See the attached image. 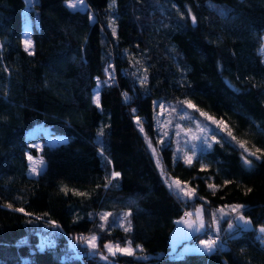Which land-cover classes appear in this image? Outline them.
<instances>
[{"label":"trees","instance_id":"trees-1","mask_svg":"<svg viewBox=\"0 0 264 264\" xmlns=\"http://www.w3.org/2000/svg\"><path fill=\"white\" fill-rule=\"evenodd\" d=\"M64 1L32 0L27 9L25 0H0V264H107L80 239L93 234L103 254L105 243L132 242L134 255L110 256L114 264H264L257 239L264 157H249L248 168L247 154L219 132L220 141L199 147L189 166L173 157L170 142H158L154 122L158 105L171 112L187 99L223 120L247 148L264 149V0H116L114 9L109 0H84L75 10ZM26 10L33 18L31 55L21 42ZM109 65L114 77L104 83ZM145 69L143 86L138 76ZM95 88L100 108L92 102ZM38 123L66 141L43 147L45 166L34 182L27 154H39L29 142L41 133L26 134ZM113 171L121 175L108 184ZM166 177L195 195L179 198ZM208 184L219 186L215 194ZM232 204L246 206L241 214L252 227L234 220L229 228L224 216L209 231L215 210ZM196 205L205 229L169 251L175 221ZM104 212L109 221L127 213L131 231L101 221ZM209 235L222 240V256L180 252Z\"/></svg>","mask_w":264,"mask_h":264},{"label":"snow or ice","instance_id":"snow-or-ice-1","mask_svg":"<svg viewBox=\"0 0 264 264\" xmlns=\"http://www.w3.org/2000/svg\"><path fill=\"white\" fill-rule=\"evenodd\" d=\"M116 4V0H109V9H114V6ZM70 8H74L76 7V5L74 4H69L68 5ZM189 15H191V13H189ZM193 22L195 23V17H192ZM109 25L112 26V35L115 36L116 35V28H115V21L110 19L109 20ZM24 45H25V50L28 51L31 48V40L30 39H25L24 40ZM29 54L31 55L32 53L29 52ZM105 72L109 73V80L104 81V83H109L111 81V79L114 77V73L112 72L111 69V65H109L108 67L105 68ZM147 70L145 69V74L138 76V79L140 80L141 85L146 86L147 84V80H148V76H147ZM133 75H137L136 73H133ZM125 95H127V93H125ZM92 102L96 105L97 108H100V93L97 92L93 97H92ZM183 105H186L188 109H194L195 111L200 113V116L204 117L207 121H211L212 124H215L217 126V128L221 131V132H225L227 137L231 138V141H235V143L239 146V148L242 150V155L243 154H247L244 155L243 158V163L245 166H247L248 168H251L252 165V161L251 159H249V157H255L256 160H260L262 157H264V149H260V148H256L255 151H250L249 148L246 147L245 143L243 141H239L237 140V138L233 135L232 131L230 128H228V126L225 124V122L223 120H217L214 117H212L211 115H209L208 113L200 110L199 108H197V106L191 101V100H184L182 102ZM160 108L162 110H164L165 106L164 104H160ZM135 111V110H134ZM171 112H175L176 111V107L173 106L170 109ZM160 114L157 113L154 116V119H156L157 121L160 120ZM142 118L139 116H136V123L138 125L141 124ZM169 124H171V121H168ZM175 128L179 131H183L186 135L190 136V139L192 140H196L199 137L196 136L195 134H192V130L191 129H181V125L179 123H177L175 125ZM197 130L201 133L205 134V139L203 140V143L207 145V147L209 149L212 148V144L209 143V141L206 138V126L205 127H200V125H197ZM140 131L143 132L144 129L141 126ZM179 131L177 132V135H179ZM99 135H103V129L100 130V132L98 133ZM163 137H169V133L168 131H163L162 133V140ZM213 140L216 139L215 136L212 137ZM170 141H165V143H169ZM38 147V146H37ZM149 148H152L153 154H156L157 149L153 148L151 143H149ZM193 156L195 155V151H193ZM174 158L179 159V156L176 155V153H174ZM29 161H32V156L29 155L28 156ZM184 162L186 165L191 166V164L193 163V158L192 156L187 155V153L184 154ZM202 170L205 168V166L202 164L201 165ZM31 171L33 173L36 172V168L32 167ZM121 175L120 172L117 171H113L110 174V179L108 180V184L112 183V178H119ZM210 179V178H209ZM166 180L168 181L169 187L170 188H174L176 190L179 191V193L183 194V198H192L195 193H196V189L195 188H190L187 187L186 184L182 181H180L179 179H170L168 177H166ZM229 183H232V181L229 180H224V184L227 185ZM108 184L105 185V187L108 186ZM218 185L215 184H208V188L213 190V194H215V190L218 188ZM62 191L65 192V194H67V192L69 191V189H67L66 187H63L61 189ZM247 191H251V189H247ZM74 195H85L84 193H79V192H75L73 191ZM202 199V198H201ZM7 207L11 208L12 205L9 204L7 205ZM246 207L245 205H241V204H232V205H225L222 208H218L215 211L217 213H219V217H217L216 215H213L211 223L208 225V229L209 231H211L212 227H214L215 225H217L218 220L224 216H228V224H229V228H232L234 226V219L235 220H239L243 223V225L246 228H251L252 224L251 221L249 219H247L245 216H243L241 214V210ZM224 208H228L230 209L229 213H225ZM18 212H24L25 209L23 207L17 208L15 209ZM196 212L199 214L201 212V209H197ZM232 214H235L234 218L232 217ZM191 215L190 213H185V217ZM109 216L110 214L108 212H104L102 214H100V220L104 221V222H108L110 224V226H118V227H122L125 231V233H128L131 231V223L129 221V216L127 213H125L122 217L121 216H115L112 218L111 221H109ZM41 217L40 216H36L35 219L39 220ZM117 221H120L119 224H117ZM181 221L185 223L186 227H188L189 229L195 231V232H201L205 229V222L203 221L202 217H200L198 215L197 220L196 221H187L184 219V217L181 218ZM50 225L55 226V222L54 221H49ZM125 223L127 224V227H125ZM101 230L105 229V224L101 223L99 225ZM258 235H257V239L261 240V242H264V225H261L258 228ZM81 240L85 241L87 246L93 250V252L95 254H98L100 256V258L102 260L107 261V264H114V261L111 260L109 257H115L117 256V254H121V255H127V256H132L134 255V250L131 247L132 242L128 241L127 245L124 247H121L119 243L117 244H113L111 242L105 243L104 244V248L107 251V254H103V253H99V250L97 248V243L96 241L98 240V236L93 234L90 237H81ZM219 241V236H217V238H213L211 235L208 236L207 239H200L199 244H200V251L203 254L206 255H212L217 253L221 247L222 244L218 242ZM136 247H139L138 245Z\"/></svg>","mask_w":264,"mask_h":264},{"label":"rangeland","instance_id":"rangeland-1","mask_svg":"<svg viewBox=\"0 0 264 264\" xmlns=\"http://www.w3.org/2000/svg\"><path fill=\"white\" fill-rule=\"evenodd\" d=\"M26 8H30L32 5V0H25ZM64 4L71 10L75 9H84L86 3L84 0H65ZM74 4L76 7L70 8L68 5ZM33 23V18L30 12L28 10L25 11V17L22 27V33H21V42L23 45V48L25 49L24 40L30 39L31 40V48L27 52H33L34 46L31 39V27ZM260 55L262 60H264V41L259 49ZM98 92V88H95L93 90V96ZM159 113L160 114V120L157 121L154 119L155 127L158 133V142H165L167 140L170 141L172 150L174 153H176L177 156H179V159L184 161V154L187 153V155L193 157V151H195V155L197 154V149L199 147L202 148H208L206 144L203 143V140L205 139V134L201 133L197 130V125H200V127L206 126V138L211 143L212 141H220L219 137L217 136L219 132H221L215 124H212L211 121H207L204 117L200 116V113L195 111L194 109H188L185 105L184 107L176 110L174 112V116L171 114V112H168L164 108L162 110L160 108V105L157 106L154 116ZM171 121V124L168 123V121ZM179 123L181 125V129H191L192 134H195L199 138L196 140L190 139L189 135H186L183 131H179L175 128V125ZM168 131L169 137H163L162 133L163 131ZM179 131V135H177V132ZM41 133L39 137L33 139L30 141V145L35 147L39 154L36 156H33L31 154H27V160H28V173L27 178L28 181H38V173L41 172L44 168V161L40 155L41 150L44 146H55L60 143H63L66 141V137L63 135H54L49 132V128L46 125H43L42 123L36 124L34 127H32L30 130L27 131L26 137L30 138L32 136H35L36 134ZM225 133V132H223ZM215 136L216 139L213 140L212 137ZM38 146V147H37ZM150 153L153 155L152 148H149ZM250 151H255L254 149H249ZM173 153V157H174ZM32 156V161H29L28 156ZM194 155V156H195ZM155 159V158H154ZM176 159V158H175ZM204 165L200 161L199 168H201V165ZM205 166V165H204ZM35 167L36 172L33 173L31 171V168ZM50 193L52 195H56L53 188L49 187ZM173 193L177 195L179 198H183V194L179 193L178 190L171 188ZM200 209V206L196 205L193 208L185 211L181 217H179L173 227L171 228L169 234H168V241H169V251H173L174 248H177V245L181 243L184 240L189 239L192 235H194L195 232L188 227H186L185 223L181 221V218L184 217L187 221H196L198 215L201 217V212L198 214L196 212L197 209ZM190 213L191 215L185 217V213ZM230 212V210H229ZM57 238L62 239L60 236V232H57ZM192 246V247H191ZM200 244L198 242H192L190 244L186 243L182 245L180 252H188L190 248L200 250ZM186 250V251H185Z\"/></svg>","mask_w":264,"mask_h":264},{"label":"built area","instance_id":"built-area-1","mask_svg":"<svg viewBox=\"0 0 264 264\" xmlns=\"http://www.w3.org/2000/svg\"><path fill=\"white\" fill-rule=\"evenodd\" d=\"M213 237V236H212ZM208 238V237H207ZM214 239L215 238H217V237H213ZM219 243H221L222 244V247H221V249L216 253L217 255H219V256H222V253H223V251H224V249H225V245L223 244V242H222V240L220 239V237H219V241H218Z\"/></svg>","mask_w":264,"mask_h":264},{"label":"water","instance_id":"water-1","mask_svg":"<svg viewBox=\"0 0 264 264\" xmlns=\"http://www.w3.org/2000/svg\"><path fill=\"white\" fill-rule=\"evenodd\" d=\"M235 220V219H234ZM238 223H242L241 221H239V220H235V224L237 225ZM242 225H243V223H242ZM243 227H245L244 225H243Z\"/></svg>","mask_w":264,"mask_h":264},{"label":"crops","instance_id":"crops-1","mask_svg":"<svg viewBox=\"0 0 264 264\" xmlns=\"http://www.w3.org/2000/svg\"><path fill=\"white\" fill-rule=\"evenodd\" d=\"M191 247H192V246H191ZM185 251H186V250H185ZM188 251L190 252V251H200V250H196V249L190 248ZM183 253H184V252H183Z\"/></svg>","mask_w":264,"mask_h":264}]
</instances>
